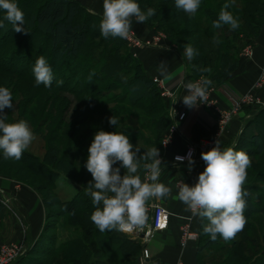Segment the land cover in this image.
I'll return each instance as SVG.
<instances>
[{"label":"trees","instance_id":"obj_1","mask_svg":"<svg viewBox=\"0 0 264 264\" xmlns=\"http://www.w3.org/2000/svg\"><path fill=\"white\" fill-rule=\"evenodd\" d=\"M230 1L232 2L229 3V7L226 11L230 13L234 11L235 14H237V17L234 18L238 19L240 26L236 30H231L228 25H223L220 28L213 27V22L218 19L223 5L217 0H201L200 7L194 16H190V14L184 12L182 9H177L174 0L169 4L170 7L166 14L162 15L161 12H156L154 16L146 21V23L155 30H162L170 34V42L178 48L180 53L184 51L183 46L186 44V40L192 38L198 39L197 42L191 44L198 54L189 65L187 82L198 75H203L204 78L210 80L211 83H225L238 68L239 49L237 41L240 36L247 35L251 39H256L259 36L260 30L264 24V0ZM26 4L27 1L24 2V0H22L19 2L18 7L20 9L23 8L24 20H26L24 26L30 33L26 34V36L28 35V40L19 43V45H17L19 47L15 49L20 51L21 47L24 45L28 50L31 47L33 48L31 39L34 37V34H40L49 41V56L46 61L52 69L54 78L51 87H47L46 89L70 93L76 98H81L80 104L84 109L107 105V102L101 99L100 94L95 98L87 93L92 90L91 88L94 83L103 82L106 87L116 85L120 74L126 72V66L133 62L136 65L134 74L130 76L125 84L123 82L119 84L120 88H125V95L113 99L111 104L128 105L135 110H138L142 105H146V112L136 116L134 124L127 122V126H133L139 131L151 130L155 134V140H143L140 135H132L129 136V142L134 144L135 142L141 141L143 145H150L151 147L156 146L160 150L162 133L164 130L166 131L168 128L167 126H169L168 106L154 81L146 77L141 63L129 52L125 41L119 37H109L108 39L103 37V40L98 42L97 39L101 37V34L97 32L92 36V30L96 29L95 25L92 26V22L94 20L100 22L102 17L89 13L82 5L73 0H33V4L28 8L25 7ZM4 15L0 18V21L4 23V27L0 28V34H6L4 41H6L8 45L14 43L16 37L19 36L20 33L12 30V24L4 20ZM170 15H176L175 20H172L171 24L168 23V17H170ZM158 19H160V22H157ZM183 19H185L184 22ZM179 23H182L184 29L178 32V36L175 37L173 31L170 32L169 29H174ZM214 38L219 40L220 49L216 57L210 60L205 53V39L213 41ZM67 60H78L80 64L74 67V72L72 76L68 77L67 82L58 84L56 75H60L62 78L64 77L61 71L68 65ZM213 60H215V62H213ZM21 61L24 67H26L25 70L28 71L18 76L26 77L32 82H35V78L29 75V69L32 68L31 54L28 53ZM208 68H211V70ZM78 69H81L82 72H79ZM84 73L86 74L83 79H88L89 75L93 74L87 86H83V83L80 82L81 80H78L82 78ZM74 78H77V81L74 80ZM39 87L45 88L43 84L39 85ZM105 89L106 88H102V91H105ZM98 91L96 92L99 93ZM85 95L88 96L85 97ZM160 112H164L165 114L158 116ZM150 116L152 117L149 118ZM88 121L92 120H80L79 123L83 125ZM119 123H123V120H120ZM101 129H103L102 126L90 129L87 140L90 139L91 135H94L96 131ZM103 130L106 131L105 129ZM239 141L241 145L254 148V153L263 155L264 109L260 110L255 118L246 123L241 132ZM144 153L145 151H143V154ZM30 158L32 161H37L35 162L37 164L42 162L40 159L32 156L29 157V160ZM53 162V167L44 161L41 164L42 168L45 170L43 172L45 173L44 176H46L48 181L51 180V188L55 187L53 178H50L51 176L57 175L55 170L63 173L74 181L80 178L76 173L77 171H75V167H71L70 162L60 161L57 155L53 157ZM146 162L147 161H141L137 173L138 175L142 172L141 169ZM67 165L72 168V170L69 169ZM122 171L124 175L126 170L123 169ZM248 173H250L249 170H247V174ZM242 187L243 190L249 193V195L245 197L247 211L249 209L245 218L248 221L253 216L251 212L264 213V205H261L262 208L259 207V204H257L256 207H252V199L256 198L257 194L255 193L256 190L249 185H244ZM257 198L259 199V196ZM44 204L46 206V202H44ZM62 206L65 207V213L70 217L71 221V226H67L73 232L70 240L58 247L54 236L56 226H54L51 229L53 236L51 235L49 236L50 238H46L47 244H44L43 242L46 237L44 234H46V232L48 233L47 227H45L46 232H44L32 246H29L28 253L21 257L15 264H52L53 259L56 261L65 260L73 264H92L94 261L100 262L103 260L105 261V259H108L110 264H138V257L141 251L140 243L117 235L114 230H106L101 233L90 220L91 214L95 211V206L92 203V199L86 196V194L80 193L72 200L64 202ZM4 215L5 206L0 202V218ZM207 223L208 220L206 218L201 219L199 239L197 241V257L202 263L205 258L214 254L211 252H214V247L221 242V237L218 236L217 239L213 241L209 235L204 233L203 228ZM252 229L251 226L249 230L245 229V234ZM235 245L236 244H233V246ZM229 250L232 251L231 256H229V263L231 264H257V261H261L262 263L260 264H264V251L260 252L258 255L261 256L260 260L254 261L252 257L250 258V250H247L245 245L238 244ZM33 253L37 255V258H32ZM258 256L254 257L257 259ZM38 257H48L50 260H40ZM232 259H234V261Z\"/></svg>","mask_w":264,"mask_h":264},{"label":"rangeland","instance_id":"obj_2","mask_svg":"<svg viewBox=\"0 0 264 264\" xmlns=\"http://www.w3.org/2000/svg\"><path fill=\"white\" fill-rule=\"evenodd\" d=\"M21 1L22 0H14L18 6ZM25 1H27L25 5L27 8L33 4V0H24V2ZM173 1L174 0H135V2L140 5L142 12H147L148 8H153L156 12H161L162 15L168 12L170 7L169 4ZM217 1L223 4L221 9L225 4L229 5V3L232 2L230 0ZM21 10H23V8H21ZM4 14L5 11L0 9V18ZM231 14L237 17L234 11H231ZM175 18L176 15H170V17H168V23L171 24V21L175 20ZM184 20L185 19H183V22ZM157 22H160V19H158ZM92 24V26H96V29L91 32L93 36L97 32H100V22L94 20ZM183 29L182 23H179L178 26L174 27V29H169V31H173L176 37L178 36V32ZM132 30L134 29L132 28ZM26 31L30 33V31ZM155 31L153 37L160 38V42L164 46L163 49L173 47L178 51V48L169 40L170 34L162 30ZM27 36L24 33H20L19 36L16 37L14 43L7 45L6 41H4L6 34H0V87L8 88L13 100V108H5L4 113L8 115L7 122L9 123L19 122L20 120L26 121L34 137L27 149H25V153L23 152L22 159L19 161L13 158L5 159L2 150H0V202L5 206V215L0 218V256L2 255L1 250L5 246L11 247L15 245L21 249L32 246L33 243L46 232L45 227H47L48 233L46 232V234H44L46 236L43 242L44 244H47L46 238H50L49 236L52 235L51 229L54 226H56V232L58 230L61 231L58 247L62 246L63 243L68 240L72 230L67 226H71V221L70 217L66 215V209L62 204L72 200L80 193L86 194L85 188L88 182L93 179L91 174L84 167L89 156L88 149L94 137V135H91L90 139L87 140L90 129L102 126V128L106 130L105 132L122 133L128 137L140 135L143 140H155V134L151 130L139 131L133 126H127L129 122L130 124H134L136 116L146 112V105H142L138 110H135L128 105L111 104L113 99L125 95V88H120L119 84L122 82L125 84L130 76L134 74L136 65L133 62L126 66V72L120 74L116 85L106 87L103 82L94 83L91 88L92 90L87 93L95 98L100 94L101 99L106 101L107 105L84 109L80 104L81 98H76L70 93L56 92L46 89L47 87H39L35 82H32L26 77L18 76L28 71L25 70L26 67H24L21 61L28 53L31 54L32 68L36 59L41 56L40 54H43L46 60L49 56L50 43L40 34H34V37H32V50L31 48L28 50L24 45L22 46L23 48L21 47L20 51H17L16 47H19L17 45L22 41L28 40ZM101 40H103L102 36L97 39L98 42H101ZM197 40L194 38L188 39L186 40V44L191 45L197 42ZM205 41V53L210 60L211 58L214 59L220 49V45L219 43L214 44L212 40L209 41L205 39ZM128 50L132 55L135 52H132L129 48ZM67 61L68 65L61 71L64 77L62 78L60 75H56L57 81L67 82L68 77L72 76L74 72V67L80 64L78 60ZM191 61L189 62L191 63ZM213 62H215V60H213ZM32 68L29 69V75L35 78ZM208 69L211 70V68ZM78 70L82 72L81 69ZM85 74L86 73L82 75V78L78 79L81 80L80 82L83 83V86H87L93 76V74H90L88 79H83ZM76 79L77 78H74V80ZM203 79H205L203 75H198L189 82L196 83ZM219 85L221 84L212 82L207 86V89L216 90L215 88ZM102 88H106L105 91H102ZM88 95H85V97ZM164 101L167 104L165 99ZM253 105L254 104L245 106L242 109L249 110L248 113L250 116L244 119L245 124L247 121L249 122L255 118L260 110L264 109H262L261 106L256 105V108ZM169 113L168 110V118L172 120ZM162 114L165 113L160 112L158 116ZM112 116H116L119 121L123 120V123H119L116 127L110 125L109 121L105 120H109V117ZM151 117L152 116L149 118ZM80 120L92 121H88L82 125L79 123ZM240 135L229 147L237 151L242 150L249 156L251 164L247 170H249L250 173L247 174L244 185L252 186L256 190L255 193L257 194L256 198L252 199V207H256V205L259 204V207L262 208L261 205H264V153L263 155L254 153V148L241 145L239 141ZM133 145L140 148L138 155H142L143 151L152 148L150 145H143L141 141L135 142ZM56 155L60 161L70 162L71 167H75V171H77L76 173L80 178L74 181L63 173L55 170L57 175L50 177L53 178L55 187L51 188V180L48 181L46 176H44L45 173L43 172L45 170L42 168L41 164L44 161L53 167V157ZM30 156L38 158L42 162L37 164L35 163L37 161H32L31 158L29 160ZM119 163L121 162H117L114 167H118ZM67 167L72 170L68 165ZM122 170L123 169H121V175H123ZM141 170H143V167ZM86 196L92 199L89 195L86 194ZM258 196L259 199L257 198ZM44 202H46V206ZM39 210H42V217H40L38 213ZM248 212L249 209L247 211L246 208L244 215L246 216ZM251 213H253V216L248 221L246 220L243 230L238 232L235 238L229 241H225L221 238V242L214 247L215 251L211 252L214 254L205 258L202 264H231L229 263V256H231L232 251L229 249L234 248L238 244L245 245V248L250 250V258L252 257L254 261L260 260L261 256L258 255L260 252L264 251V213ZM41 221L43 222L41 223ZM250 226L253 229L247 231V234H245V229L249 230ZM233 244L236 245L233 246ZM36 256L35 253L32 254V258L35 259L37 258ZM254 256H258L257 259ZM40 260L49 261L50 259L48 257H42ZM232 260L234 261V259ZM257 262L259 264L262 263L261 261ZM52 264L73 263L65 260L56 261L53 259ZM92 264H110V261L105 259V261L103 260L100 262L94 261Z\"/></svg>","mask_w":264,"mask_h":264},{"label":"clouds","instance_id":"obj_3","mask_svg":"<svg viewBox=\"0 0 264 264\" xmlns=\"http://www.w3.org/2000/svg\"><path fill=\"white\" fill-rule=\"evenodd\" d=\"M200 4L201 0H175L176 8L182 9L190 16L196 14ZM228 7V4L223 6L218 19L213 22L214 28L228 25L231 30H236L240 26L238 19L226 11ZM0 9L5 11L4 20L12 24L13 31L29 34L24 28V13L14 0H0ZM155 14L156 10L153 8L142 12L135 0H103L100 34L105 39H127L133 31V21L143 24ZM3 27V21H0V28ZM213 43L218 44L219 40L214 38ZM183 48L182 56H186L189 61L198 54L189 44H185ZM157 71L161 76H166V62L160 61ZM32 72L37 86L43 84L45 87H51L54 76L43 55L36 59ZM57 83L61 84L62 81ZM210 83L211 81L205 78L201 82L185 84L187 94L182 98L184 105L193 108L201 103L206 104L207 86ZM12 101L9 89L0 87V150L5 159L13 158L19 161L34 137L26 121L7 122L8 115L4 114V109L13 108ZM109 124L116 127L119 124L118 118L109 117ZM88 152L84 167L93 179L88 182L85 191L95 206L90 220L101 233L114 229L123 233L142 229L148 219L146 202L149 198L171 195L169 187L157 182L162 171L159 149L154 146L143 155H138L140 148L130 143L128 136L99 130L94 134ZM201 158L206 167L198 175L197 182L189 185L182 181L177 185L179 191L173 198L182 202L192 217L208 220L203 231L213 241L218 236L229 241L243 230L246 223L245 197L249 193L243 190L242 186L251 160L242 150L237 151L231 147L221 150L219 139L215 140L214 147L209 151L201 153ZM176 159L182 161L184 158L178 156ZM141 161H151L143 165L148 173L146 181L151 183L142 182L137 174ZM117 162L121 163L114 167ZM188 164L191 170L194 164L191 153L188 156ZM121 168L126 170L124 175L120 174Z\"/></svg>","mask_w":264,"mask_h":264},{"label":"crops","instance_id":"obj_4","mask_svg":"<svg viewBox=\"0 0 264 264\" xmlns=\"http://www.w3.org/2000/svg\"><path fill=\"white\" fill-rule=\"evenodd\" d=\"M82 5L89 13L103 17V0H73ZM132 28L143 39H151L155 34V29L150 27L146 22L138 23L133 21ZM238 44V68L228 78V80L217 86L214 92V98L224 108H231L234 105L236 95H241L253 89L255 83L259 79L261 66L264 62V24L256 39H251L247 35L240 36ZM247 47L253 49V56L248 57L244 54ZM142 65L147 78L153 80L159 78L164 80L167 87L171 90H177L182 82L186 81L189 75L190 62L186 56H182L175 48H149L141 49L134 56ZM164 61L168 67V74L161 76L157 71L159 62ZM182 95L177 109L181 113H186V120L178 124L180 134L175 136L174 144L164 149L160 142V158L162 159V171L158 183H163L171 189V195L168 197L156 198L152 197L146 202L147 222L142 229H136L133 232L123 233L114 229L117 235L129 238L139 242L141 245L138 264H143V249L149 250V258L144 264H176L182 260L184 264H202L198 260V243H190L184 246L182 243L181 227L184 220L181 217L189 216L190 211H186V206L178 199H174L178 194L177 185L182 181L189 185L197 182L198 175L204 171L206 164H193L189 170V164L172 165L174 156L183 154L189 144H197L205 139L214 136L217 129V116L212 111L201 105L188 108L184 105ZM257 97L264 101V86L261 90L256 91ZM257 108L256 105H253ZM249 110H242L238 116L230 124L227 133L220 141L221 150L227 149L229 145L236 140L245 127V118H249ZM248 122V121H247ZM172 120H169V126ZM245 124V125H244ZM167 126V127H169ZM165 130L162 136L165 134ZM147 161L146 163H150ZM145 164V163H144ZM147 170L143 167L140 173L142 182L146 181ZM158 203L169 209L175 216L170 218L168 227L163 231L153 232L148 242L144 241L145 234L151 226V206ZM102 207V205H101ZM41 212V213H40ZM38 213L42 217V210ZM43 221H41L42 223ZM201 219H197L194 223V230L200 231ZM58 229V227H57ZM58 232V233H57ZM54 233L58 246L60 230ZM70 233V232H69ZM73 232L70 233V238ZM67 240V241H68Z\"/></svg>","mask_w":264,"mask_h":264},{"label":"built area","instance_id":"obj_5","mask_svg":"<svg viewBox=\"0 0 264 264\" xmlns=\"http://www.w3.org/2000/svg\"><path fill=\"white\" fill-rule=\"evenodd\" d=\"M127 45V47L132 50L133 55L136 56V52L141 49H149V48H164V46L160 42L159 37H153L152 39H143L136 32L131 31L129 37L127 39H123ZM244 54L248 57L253 56V49L251 47H247L244 50ZM155 85L159 89V92L163 99L167 101V106L169 110V116L172 119V123L167 128L165 134L162 136L161 145L164 149L171 147L174 144L175 136L180 134V130L178 127L179 123H182L186 120V113H181L178 111L177 106L178 102L182 95L187 94L186 89L184 87L187 84V81L181 83L177 90H171L167 87L165 82L162 79L155 78L153 79ZM201 82V81H198ZM264 86V62L261 66V72L259 79L255 83L252 90L247 93L236 95L234 105L231 108L222 107L218 101L214 98V89H207L208 99L205 101L206 104L201 103L199 105L212 110L217 116V129L214 133V136L210 139H205L197 144H189L188 148L183 154H179L174 156L172 160V165H183L188 163V156L191 153V158L194 161V164H201L205 162L201 158L202 152L209 151L212 147H214L215 140H222L223 136L227 133L228 128L232 121L237 117V115L242 111L245 106L248 105H257L264 108V101H262L256 95V91H259ZM183 157L184 159L177 160L176 157ZM151 226L149 231L145 234L143 238L144 241L148 242L149 238L152 236L153 232L163 231L168 225L170 218L175 215L166 207L155 203L151 206ZM184 220V224L181 227L182 233V243L184 246H187L190 243H195L199 239V232L194 230V223L196 222L198 217H192L190 212L189 216L181 217ZM135 231V230H134ZM29 247H25L24 249L18 246L11 247H3L2 255L0 256V264H15L21 257L25 256L28 253ZM149 250L147 248L143 249L142 257L143 264L146 259L149 258ZM176 264H184L182 260H179Z\"/></svg>","mask_w":264,"mask_h":264}]
</instances>
